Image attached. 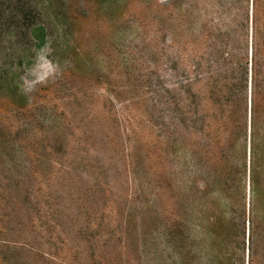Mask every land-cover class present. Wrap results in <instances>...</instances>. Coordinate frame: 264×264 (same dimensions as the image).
<instances>
[{"label": "rangeland", "instance_id": "rangeland-1", "mask_svg": "<svg viewBox=\"0 0 264 264\" xmlns=\"http://www.w3.org/2000/svg\"><path fill=\"white\" fill-rule=\"evenodd\" d=\"M232 3L0 0V264H264V160L166 100Z\"/></svg>", "mask_w": 264, "mask_h": 264}, {"label": "trees", "instance_id": "trees-1", "mask_svg": "<svg viewBox=\"0 0 264 264\" xmlns=\"http://www.w3.org/2000/svg\"><path fill=\"white\" fill-rule=\"evenodd\" d=\"M231 2L237 9L232 14L227 8L231 26L210 34L213 42L195 52L191 76L182 75L178 94L171 86L166 89V100L175 104L168 110L169 124L197 140L198 154L219 155L224 161L235 162L236 146L245 142L253 177L260 166L255 163L264 160V0H254L252 17L249 6L244 12L243 0ZM232 166L235 172L242 169Z\"/></svg>", "mask_w": 264, "mask_h": 264}]
</instances>
